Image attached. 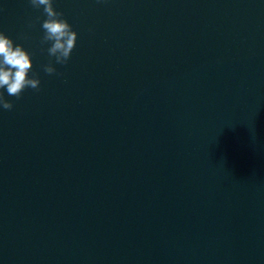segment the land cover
Here are the masks:
<instances>
[{
    "label": "water",
    "instance_id": "95a60500",
    "mask_svg": "<svg viewBox=\"0 0 264 264\" xmlns=\"http://www.w3.org/2000/svg\"><path fill=\"white\" fill-rule=\"evenodd\" d=\"M53 7L65 65L0 0L40 80L0 89V264H264V0Z\"/></svg>",
    "mask_w": 264,
    "mask_h": 264
},
{
    "label": "clouds",
    "instance_id": "9594fccd",
    "mask_svg": "<svg viewBox=\"0 0 264 264\" xmlns=\"http://www.w3.org/2000/svg\"><path fill=\"white\" fill-rule=\"evenodd\" d=\"M28 3L37 10L43 6L42 11L46 18L41 24L43 36L40 44L42 46L50 44L46 51L49 57L55 58L56 64H67L76 46L77 33L63 18V13L54 9L53 0H28ZM32 26L29 23L28 27ZM31 56L32 53L25 50L22 45L14 44L11 38L0 31V89H5L8 96L15 97L17 100L26 88L39 91L38 73L32 72L29 76V72L32 71ZM41 67L48 75H59L52 66L51 60ZM13 107V103L5 99L4 93L0 92V108L10 111Z\"/></svg>",
    "mask_w": 264,
    "mask_h": 264
}]
</instances>
